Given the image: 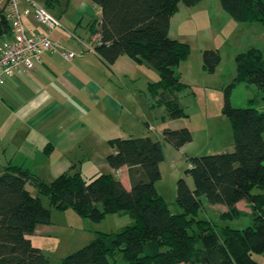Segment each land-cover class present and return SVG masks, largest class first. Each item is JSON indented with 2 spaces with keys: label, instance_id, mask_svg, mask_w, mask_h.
I'll list each match as a JSON object with an SVG mask.
<instances>
[{
  "label": "trees",
  "instance_id": "trees-1",
  "mask_svg": "<svg viewBox=\"0 0 264 264\" xmlns=\"http://www.w3.org/2000/svg\"><path fill=\"white\" fill-rule=\"evenodd\" d=\"M92 1L102 11L101 20L90 25L92 34L99 36L94 41L98 54L109 65L127 55L156 68L160 79L150 82L148 91L167 106L170 119L188 117L176 93L185 86L176 68L189 57L191 47L170 36L171 19L180 4L192 7L202 0ZM219 1L235 21H260L264 26V0ZM6 5L0 8V38L11 32ZM202 56L205 71L211 72L221 60L217 49H205ZM236 62L238 74L226 87L222 106L231 122L234 149L189 158L187 171L194 187L183 177L177 181L173 202L180 211H173L157 190L166 156L163 141L150 136L108 141L114 151L106 162L114 170L131 168L130 189L111 173L87 180L80 172L66 171L48 183L21 167L8 166L0 175V264H54L32 241L37 225L52 223L43 195L52 206L95 222L108 214L128 213L134 219L115 232L97 231L92 241L58 264H264L255 257L264 256V110L236 107L231 101L232 87L239 81L264 93V60L254 49L239 54ZM163 138L181 148L193 134L187 127L165 128ZM204 200L227 206L224 218L246 201L252 205V224L234 228L199 218ZM120 256L123 263L118 262Z\"/></svg>",
  "mask_w": 264,
  "mask_h": 264
},
{
  "label": "crops",
  "instance_id": "crops-1",
  "mask_svg": "<svg viewBox=\"0 0 264 264\" xmlns=\"http://www.w3.org/2000/svg\"><path fill=\"white\" fill-rule=\"evenodd\" d=\"M34 1L47 6L63 24L50 37L77 55L67 60L60 53L46 52L35 68L21 69L0 84V175L8 166L21 167L40 178H56L67 171L80 172L90 180L111 173L130 189L131 168L114 170L106 162V156L114 151L108 141L150 136L164 143L163 131L161 138L151 135L155 126L148 119L146 133L142 131L143 122L136 113L140 78H146L144 88L148 91L149 83L158 81L160 75L150 64L138 63L127 55L109 65L98 54L90 25L101 20L102 11L92 0ZM56 2L65 6L57 7ZM20 4L25 7L27 2L21 0ZM5 5L6 0H0V8ZM72 19L84 28L73 24ZM24 23L30 34L46 32L31 15L24 17ZM8 38L10 34L1 37L0 45ZM34 189L29 187L37 196ZM210 206L205 205L206 209ZM46 226L37 225L32 235L34 245L41 248L37 241L45 240L40 235ZM259 261L263 262L264 256Z\"/></svg>",
  "mask_w": 264,
  "mask_h": 264
},
{
  "label": "rangeland",
  "instance_id": "rangeland-1",
  "mask_svg": "<svg viewBox=\"0 0 264 264\" xmlns=\"http://www.w3.org/2000/svg\"><path fill=\"white\" fill-rule=\"evenodd\" d=\"M55 6H65V3L56 2ZM72 22L79 28H84V24L81 26L78 20L72 19ZM170 36L191 47L189 57L176 68V73L185 85L176 93L188 117L181 121L171 120L167 106L160 103L158 96L144 88V76L139 80L141 90L138 91L140 99L136 113L143 122L142 131L146 129V119L155 126L150 132L155 138H161V131L165 127L172 129L182 124L184 126L181 127L189 128L193 134V140L181 148L164 140L166 157L160 165L161 178L156 186L170 208L178 212L180 208L173 202L177 181L183 177L194 187L193 177L187 171L190 166L189 158L221 152L223 149H234L231 122L222 112L225 89L234 83L238 74L236 58L239 54L257 49L264 60V26L260 21L237 22L222 8L219 0H202L195 7L181 4V9L172 18ZM205 49H217L221 54L219 64L211 72L203 69L202 52ZM152 70L160 75L156 68L152 67ZM173 92L175 91L171 90V94ZM231 101L236 107L252 106L264 110V93L251 83L239 81L234 85ZM135 106L137 108V104ZM41 179L50 183L55 178ZM254 192L259 190L255 189ZM42 201L51 210L52 223L41 230L43 233L40 236L45 240L37 243L54 264L92 241L97 231L115 232L134 221L130 214L122 213L108 214L100 222H95L86 217L82 218L71 209L60 210L52 206L47 196L43 195ZM209 204L206 200L203 201L199 218L226 222L234 228H245L252 224V205L246 201L236 205V210L228 217L230 219L223 217L229 213L225 205L210 204L206 209L205 205ZM262 256L255 257L262 260ZM118 262L123 263L122 256L118 258Z\"/></svg>",
  "mask_w": 264,
  "mask_h": 264
},
{
  "label": "built area",
  "instance_id": "built-area-1",
  "mask_svg": "<svg viewBox=\"0 0 264 264\" xmlns=\"http://www.w3.org/2000/svg\"><path fill=\"white\" fill-rule=\"evenodd\" d=\"M25 1L27 5L23 7L21 0H7L5 14L11 25V32L10 38L0 45V84L7 82L21 69L35 68L42 62L46 52L60 53L67 60L77 55L75 51L68 50L50 37L51 32L63 27L61 20L46 6L34 0ZM29 15L45 28V33L30 34L27 31L24 17ZM98 40L99 36H96L95 41Z\"/></svg>",
  "mask_w": 264,
  "mask_h": 264
}]
</instances>
